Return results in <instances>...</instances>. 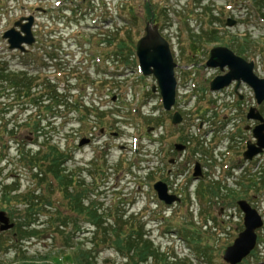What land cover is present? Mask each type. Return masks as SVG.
<instances>
[{
	"label": "rangeland",
	"instance_id": "1",
	"mask_svg": "<svg viewBox=\"0 0 264 264\" xmlns=\"http://www.w3.org/2000/svg\"><path fill=\"white\" fill-rule=\"evenodd\" d=\"M149 2L152 14L147 13L145 6ZM257 2L0 0V68L29 69L28 73L34 75L30 83L36 89L31 95L41 97L38 106H30L29 111L9 91H3L0 96V168L3 170L0 181L15 184L21 196L40 192L52 202L48 207L39 205L42 210L32 218L35 226H39V236L20 241L17 226L0 232V264H73L69 255L78 247L92 251L98 264L125 263L108 241L100 242L94 249L91 241L98 233L96 227L90 228L87 219L75 215L56 182L41 187L34 177L36 171L19 158L21 145L36 152L45 136L62 151H68L70 160L66 167L82 174V184L87 190L85 205L94 202L100 206L99 213L111 212L109 215L113 217L118 211L121 215L125 213L124 221L132 218L127 228L133 222L135 229L142 228L145 238L151 239L155 247H162L160 252L165 250L183 264H227L225 252L244 230V212L238 203L257 194L254 204L264 216V194L256 190L261 185L264 155L255 154L251 160L243 156L249 152V144L256 143L253 130L257 123L247 119L252 109L258 108L252 89L245 84L239 86L244 98L236 106L234 84L230 89H210L211 82L225 74L227 67L222 72L206 63L212 48L227 47L235 56L252 64L257 77L264 78V0ZM227 6H232L230 11ZM23 15L35 18L32 29L35 43L26 54L12 50L8 38H3ZM151 15L156 16L155 22L169 42L177 65L176 102L170 111L161 104L155 77H140L137 66L132 65L133 46L124 52L121 65H117L109 55L118 48L100 43L110 36L118 44L122 32H107L106 28L117 29L123 23H127L132 39L137 42L145 33L146 23L154 24ZM213 17H220V22L210 23ZM212 33L218 37L216 40H211ZM232 37L237 39L234 44ZM83 45L86 50L90 47L87 55L92 57L82 67ZM124 60L130 61L126 67ZM72 71H79L76 78ZM174 113L181 117L178 124L172 123ZM29 114L33 119L31 125L23 130L17 128L16 123H25ZM82 114L87 117L84 122L79 120ZM149 116L160 119L163 126L150 122ZM39 121L43 129L40 134L34 130ZM238 125L237 133L231 132L230 142L229 132ZM183 136L189 137L187 143L180 141ZM176 143L188 148L178 144L180 150L174 152ZM229 161L231 167L227 169ZM195 165L200 168L196 177H202L201 181L193 176L189 178L193 175L190 168ZM170 166L171 172L166 173L164 170ZM155 168L162 173L157 174ZM158 181L168 186L170 194L179 196L181 202L170 206L161 203L154 191ZM212 185L215 194L209 191ZM201 188L207 190L204 195L199 194ZM23 200L24 197L13 203L17 209L14 215L3 209L15 224L24 214ZM49 214L54 216L53 220L71 218L72 223L61 231L74 236L72 250L63 246L64 236L57 229L59 223L48 226ZM75 221L82 231L74 234ZM261 230L258 235L263 242L257 245V254L242 264H264V230ZM193 233L200 242L192 241ZM101 235H97L98 239H102ZM206 246L210 261L202 254ZM148 264H154V260Z\"/></svg>",
	"mask_w": 264,
	"mask_h": 264
},
{
	"label": "trees",
	"instance_id": "2",
	"mask_svg": "<svg viewBox=\"0 0 264 264\" xmlns=\"http://www.w3.org/2000/svg\"><path fill=\"white\" fill-rule=\"evenodd\" d=\"M151 6V3L146 4L147 13L149 14H152ZM151 19L155 20L157 18L156 16L151 15ZM215 39L216 36L213 34L211 40ZM231 40L232 44H234L237 39L232 37ZM106 42L111 45L113 38L107 36ZM131 46H134V42L132 41L131 36L127 35V39L125 41L122 40L119 45L121 55H123V51L127 52ZM121 55L116 54V56ZM33 78V74L24 70L4 71L0 68V96L3 95V91H9L11 95H15V99L21 102L22 106L29 107L28 109L31 111L32 109H30V106H38L39 99L41 98H38V95H31L32 91H36L30 83ZM32 94H35V92ZM31 97L34 99H31ZM46 107L49 108L50 106ZM86 118L87 117L82 114V117H80L79 120L86 121ZM32 120V114H29L25 123H16L15 126L23 130L24 127L31 125L30 123ZM39 125L40 121L35 123L34 130L40 134L43 132V129H40ZM186 140L188 141V138ZM18 155L21 161H26L29 165H31L30 170L36 171L34 177L37 179L38 184H40L41 187L45 188V186H49L48 182H50L51 186L53 185V181L56 182L59 192L63 193L64 197L68 201V207H70L71 210H74L75 215L82 216L91 223V226L96 227L98 233L91 241L94 249L99 246L100 242L106 243L108 241V243L110 242L113 244L117 253H119L122 260L125 261L124 264H148L149 260H154V264H158V262H162L163 264H183L182 260L172 257L165 252H160V247H155L150 239L145 238L142 228L135 229L133 222H131V227L127 228L126 226L129 224V221H132V218H129L128 221H124L123 217H125V213L121 215V212L118 211L116 216L113 217L109 215L111 212L99 213L100 206L96 205L94 202L85 205L84 201L86 199L87 190L82 184V174L66 167V163L70 160L68 157V151H62L59 145L49 142L48 136H45L41 147H39L36 152H32L31 150L27 151L25 146L21 145L18 149ZM2 172L3 170L0 168V176ZM14 186L13 183L6 184L3 181H0V205H3L1 209H5L9 211L11 215H14L13 212L17 211L15 208V204H17L16 201L18 202L20 198L24 197V214L22 217L18 218L16 223L17 237L20 241L25 238L37 237L40 235L37 228L39 226H35V221H33L34 219L32 218L36 216L40 210H42L43 206H52V202L40 195V192L36 195H34L35 193H32L33 196H21L20 193H18L19 188ZM214 188L215 187H211L209 189L212 194H215L216 190ZM206 191L207 190H204L202 194H205ZM39 205H41L42 208ZM60 213L61 212H57L56 215H60ZM49 215L51 216V214ZM53 218L54 216L50 217L48 226L49 224L53 225L55 223H59L57 229H60V235L64 236L63 246L68 250H72L74 247L71 243L74 236L66 231H61L66 229L67 226L72 223L71 218L66 216H63L62 218L57 217L54 220ZM113 218L114 221H110L113 220ZM75 225L76 229L74 234L76 232H81L82 230L77 226L76 221ZM100 233L102 234V239H98ZM199 240L198 235L193 233L192 241L198 243L200 242ZM207 250L208 247H204V252H202V254L210 261V255L207 253ZM70 254L71 255H69V257L73 264H98L96 258L92 257V251H87L81 247H78L77 251L71 252ZM172 259L174 261H172Z\"/></svg>",
	"mask_w": 264,
	"mask_h": 264
},
{
	"label": "water",
	"instance_id": "3",
	"mask_svg": "<svg viewBox=\"0 0 264 264\" xmlns=\"http://www.w3.org/2000/svg\"><path fill=\"white\" fill-rule=\"evenodd\" d=\"M28 20V24L23 25L22 22L17 23V26L22 29L21 32L13 29L5 34V38L9 39L11 49H19L24 52L25 48L23 44H34L35 39L31 30L33 19L30 18ZM146 32L147 36L140 40L137 45V55L145 75H154L157 79L161 94L165 100V108L170 110L175 103L177 81L175 79L174 69L176 65L173 62L168 43L159 34L158 25L152 26L148 24ZM22 33H25V36H23ZM207 64L211 67H220L221 70H224L226 66L230 69L229 73L222 77H218L212 83V88L214 90L227 87L233 80H237L238 83L244 81L254 89L258 103L264 101V79L256 77L253 74V65L235 56L228 48H214ZM249 118L263 121L258 114L256 116L250 115ZM180 121L181 118L176 115L174 123L177 124ZM254 136L258 139L259 149H255L254 146L250 145L249 149L252 150V152L249 150V152L245 154V156L249 158L258 154L260 150L264 148V125L254 130ZM197 174H199V168L197 169ZM156 189L159 197L167 204L179 201L176 196L168 194L167 187L163 183H158ZM239 205L245 214V229L239 234L233 245L227 248L224 255V260L227 264H240L249 256L257 244L256 231L263 226L262 218L255 209H252L245 201H240ZM14 227L15 224L11 223L7 213L5 211H0V232L11 230Z\"/></svg>",
	"mask_w": 264,
	"mask_h": 264
},
{
	"label": "flooded vegetation",
	"instance_id": "4",
	"mask_svg": "<svg viewBox=\"0 0 264 264\" xmlns=\"http://www.w3.org/2000/svg\"><path fill=\"white\" fill-rule=\"evenodd\" d=\"M242 101H243V98H242ZM241 104H242V102H241ZM240 104V105H241ZM258 105V104H257ZM252 108V107H251ZM259 108V109H258ZM258 108L256 109V111H253L252 112V114H251V116H256L257 114L259 115V116H261V118L263 119V121L262 120H259V119H255V118H250V120H254L256 123H257V126L255 127V129L257 128V127H259V126H263L264 125V105H263V103L261 104V105H258ZM261 108V109H260ZM247 119H248V116H247ZM249 120V119H248ZM237 128L239 129L240 127L239 126H237ZM254 129V130H255ZM254 130H253V135H254ZM249 143V141H247V143L246 144H248ZM252 146H254L255 147V149H259V146H258V142L256 141V143H252L251 144ZM261 152H263L262 154H260V156H262V155H264V148H262L261 150H260V152L259 153H261ZM258 153V154H259ZM169 172H171V170L169 171ZM168 172V173H169ZM177 173H179V170H177L176 171ZM260 180H261V182H260V184L261 185H259V186H257L256 187V190H258L261 194H264V170L261 172V177H260ZM247 190H249V192L251 193V192H253V189L251 190V188L250 187H248V189ZM255 198H257V194H255V195H253V197H252V199L250 198L247 202L253 207V208H255L256 209V206H255V204L254 203H256L255 202ZM261 204H263V202H261ZM257 210V209H256ZM258 211V210H257ZM262 216V215H261ZM263 217V219H264V216H262ZM264 230V226H263V228H262V230H261V232ZM261 232H260V234H261ZM263 241H262V237H261V235H258V244L260 245V243H262ZM257 248V247H256ZM257 251L258 250H254L253 252H252V254L249 256V258L247 259V263L248 262H250L251 261V259H253V257L257 254Z\"/></svg>",
	"mask_w": 264,
	"mask_h": 264
}]
</instances>
